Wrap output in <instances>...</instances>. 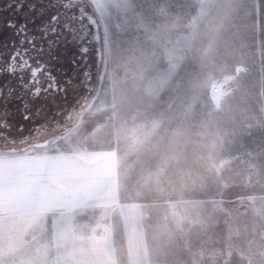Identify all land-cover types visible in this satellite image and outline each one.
Wrapping results in <instances>:
<instances>
[{
  "label": "rangeland",
  "instance_id": "rangeland-1",
  "mask_svg": "<svg viewBox=\"0 0 264 264\" xmlns=\"http://www.w3.org/2000/svg\"><path fill=\"white\" fill-rule=\"evenodd\" d=\"M88 4L101 56L76 127L97 126L146 193L78 213L77 264H264V0ZM30 224L0 217V264L62 252Z\"/></svg>",
  "mask_w": 264,
  "mask_h": 264
},
{
  "label": "crops",
  "instance_id": "crops-1",
  "mask_svg": "<svg viewBox=\"0 0 264 264\" xmlns=\"http://www.w3.org/2000/svg\"><path fill=\"white\" fill-rule=\"evenodd\" d=\"M78 122L47 143L0 153V217L30 221L33 237L53 230L46 243L62 252L52 264H77L71 247L78 213L120 205L125 193H146L126 178L117 146L95 133L97 126L84 123L78 131Z\"/></svg>",
  "mask_w": 264,
  "mask_h": 264
},
{
  "label": "snow or ice",
  "instance_id": "snow-or-ice-1",
  "mask_svg": "<svg viewBox=\"0 0 264 264\" xmlns=\"http://www.w3.org/2000/svg\"><path fill=\"white\" fill-rule=\"evenodd\" d=\"M0 8L15 38L10 62L0 69V128L15 122L22 130L17 116L30 121L41 101L69 96L78 81L72 71L90 75L102 40L101 21L88 0H2Z\"/></svg>",
  "mask_w": 264,
  "mask_h": 264
},
{
  "label": "flooded vegetation",
  "instance_id": "flooded-vegetation-1",
  "mask_svg": "<svg viewBox=\"0 0 264 264\" xmlns=\"http://www.w3.org/2000/svg\"><path fill=\"white\" fill-rule=\"evenodd\" d=\"M0 21H3V17H0ZM0 35L2 34L0 33ZM0 38V69H5L7 63L10 62V57L14 53L12 41L15 38L11 32L7 36H1ZM5 44L8 47H4ZM97 55L100 59L101 54L98 53ZM99 62L100 60L97 63L99 64ZM93 63L92 61L89 67ZM70 74L73 79H78L72 90L73 98L69 99V96L65 98L61 94L55 99H50L47 104L41 101L36 106L35 117L30 121H24L22 116H17L16 119L20 120L23 125L22 130L17 129L15 122H12L11 127L0 128V150L24 149L41 143H47L57 134L64 133L62 131L69 124L74 122L72 126L75 125L80 115V108L83 106L82 102L93 92L95 85L94 83V86L89 85V82L93 80L91 71L90 75L82 77H78V71H72ZM1 77L3 76L0 75V79H2ZM19 111L23 112V108H20Z\"/></svg>",
  "mask_w": 264,
  "mask_h": 264
},
{
  "label": "trees",
  "instance_id": "trees-1",
  "mask_svg": "<svg viewBox=\"0 0 264 264\" xmlns=\"http://www.w3.org/2000/svg\"><path fill=\"white\" fill-rule=\"evenodd\" d=\"M74 124V122L72 123V124H69L68 125V127L67 128H65L62 132H65V131H67L69 128H71L72 127V125ZM16 150H19V149H16Z\"/></svg>",
  "mask_w": 264,
  "mask_h": 264
}]
</instances>
